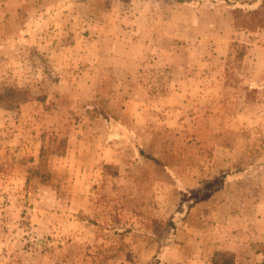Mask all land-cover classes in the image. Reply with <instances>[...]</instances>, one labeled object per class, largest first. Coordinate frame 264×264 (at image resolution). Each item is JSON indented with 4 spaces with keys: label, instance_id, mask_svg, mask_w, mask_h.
I'll use <instances>...</instances> for the list:
<instances>
[{
    "label": "rangeland",
    "instance_id": "1",
    "mask_svg": "<svg viewBox=\"0 0 264 264\" xmlns=\"http://www.w3.org/2000/svg\"><path fill=\"white\" fill-rule=\"evenodd\" d=\"M262 1L92 0L65 28L0 0V95L31 97L0 101V228L32 264L264 263Z\"/></svg>",
    "mask_w": 264,
    "mask_h": 264
},
{
    "label": "crops",
    "instance_id": "2",
    "mask_svg": "<svg viewBox=\"0 0 264 264\" xmlns=\"http://www.w3.org/2000/svg\"><path fill=\"white\" fill-rule=\"evenodd\" d=\"M76 2L84 5L86 8H89V11H91V8L94 9L95 7V9L93 12H87L89 14L85 15V17H77L79 14H74V12L66 11L70 7H72ZM91 5L92 0H41L38 12L36 13V15L31 16V20L29 22L31 24L38 25H64V27L66 28L69 25L78 24L84 20L86 21L88 19H95V17L93 16H95L94 13L97 12L96 6L95 4L93 6ZM103 7L104 9L100 10L99 13H105V6ZM66 38L72 39V34L65 36L63 35V33L57 32L55 35L51 34L45 36L44 40H42L41 42L37 41L36 43L40 44L41 49L50 52H56L60 50L58 45L62 43L64 49L68 48L66 49L67 52H70L71 50L77 52L76 58L87 57L86 52H82L84 51V45L82 43L80 44V42L77 41L75 44H69V42H65ZM11 45L14 46L13 43H11ZM85 46L88 47L87 44ZM63 53L65 54L66 52ZM11 234L14 233L5 232L4 229L0 228V264H32L31 257H27L26 254H23L16 249L14 245V239Z\"/></svg>",
    "mask_w": 264,
    "mask_h": 264
},
{
    "label": "trees",
    "instance_id": "3",
    "mask_svg": "<svg viewBox=\"0 0 264 264\" xmlns=\"http://www.w3.org/2000/svg\"><path fill=\"white\" fill-rule=\"evenodd\" d=\"M257 20V25L259 27H264V0L261 5L251 12ZM262 18V19H261ZM245 51L242 50L239 56L242 58ZM6 94L0 95L1 103L5 104L8 108H17L20 106L21 102H27L30 100L29 88H19V87H6ZM210 264H238L236 255L231 250H217L214 252L212 258L210 259ZM264 264V263H263Z\"/></svg>",
    "mask_w": 264,
    "mask_h": 264
}]
</instances>
